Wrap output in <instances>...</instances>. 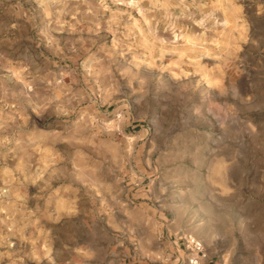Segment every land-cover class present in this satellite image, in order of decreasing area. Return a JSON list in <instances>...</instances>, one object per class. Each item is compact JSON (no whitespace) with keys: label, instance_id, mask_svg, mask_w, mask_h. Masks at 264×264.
<instances>
[{"label":"rangeland","instance_id":"1","mask_svg":"<svg viewBox=\"0 0 264 264\" xmlns=\"http://www.w3.org/2000/svg\"><path fill=\"white\" fill-rule=\"evenodd\" d=\"M137 3L0 0V264H264V0Z\"/></svg>","mask_w":264,"mask_h":264},{"label":"clouds","instance_id":"2","mask_svg":"<svg viewBox=\"0 0 264 264\" xmlns=\"http://www.w3.org/2000/svg\"><path fill=\"white\" fill-rule=\"evenodd\" d=\"M115 3H124L125 0H114ZM127 3L129 4L130 7H138V3H137V0H127ZM184 3V0H180V4L177 5V7H180L181 5H183ZM143 14V13H142ZM183 15V13H181V16ZM180 17H177V19H179ZM189 19H191V17H189ZM194 23L200 25V26H203L204 24V20H198V21H193ZM225 23H227L225 21ZM179 38V37H178ZM251 88V85H248V89ZM248 89H245L243 91V99L242 100H238L237 98H233L232 102L233 103H236V104H247L248 106H252V105H255L257 102H258V99H257V95H256V92L255 91H248ZM38 115H41L39 112H37ZM65 116H68L69 113H64ZM125 119V116L124 114H122L120 112L119 109L116 110L115 112V120L112 121V124L109 125L110 128H112V126L116 123H118L119 121L121 120H124ZM102 123V122H101ZM118 131V129H115ZM131 134H134V133H130Z\"/></svg>","mask_w":264,"mask_h":264},{"label":"built area","instance_id":"3","mask_svg":"<svg viewBox=\"0 0 264 264\" xmlns=\"http://www.w3.org/2000/svg\"><path fill=\"white\" fill-rule=\"evenodd\" d=\"M182 239L185 257L182 259L178 254L176 264H199L201 259L207 257V251L201 241L192 236H185ZM179 247H181V243H179Z\"/></svg>","mask_w":264,"mask_h":264},{"label":"crops","instance_id":"4","mask_svg":"<svg viewBox=\"0 0 264 264\" xmlns=\"http://www.w3.org/2000/svg\"><path fill=\"white\" fill-rule=\"evenodd\" d=\"M178 254L181 256L182 259H184V257H185L184 249H183V252H181V253H180V250H178ZM175 259L177 260V256ZM174 264H176V262ZM199 264H223V262L222 261H215L213 257L207 255L206 258H203L200 260Z\"/></svg>","mask_w":264,"mask_h":264}]
</instances>
